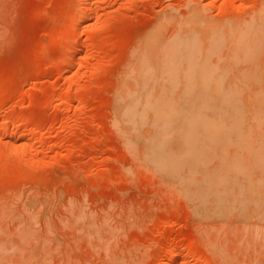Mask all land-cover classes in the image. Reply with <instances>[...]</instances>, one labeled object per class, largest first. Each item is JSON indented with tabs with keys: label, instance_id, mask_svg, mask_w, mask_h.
<instances>
[{
	"label": "rangeland",
	"instance_id": "obj_1",
	"mask_svg": "<svg viewBox=\"0 0 264 264\" xmlns=\"http://www.w3.org/2000/svg\"><path fill=\"white\" fill-rule=\"evenodd\" d=\"M262 2L0 0V264H264V125L168 117L226 72L264 90ZM193 12L249 26L231 70L221 45L194 80L137 74Z\"/></svg>",
	"mask_w": 264,
	"mask_h": 264
},
{
	"label": "bare ground",
	"instance_id": "obj_2",
	"mask_svg": "<svg viewBox=\"0 0 264 264\" xmlns=\"http://www.w3.org/2000/svg\"><path fill=\"white\" fill-rule=\"evenodd\" d=\"M81 1L82 3L80 5L83 8L86 0ZM262 4L259 8H262V12L259 9L258 11L264 17V2ZM81 7L79 6V8ZM82 8L80 10L83 11L85 7L84 9ZM259 14L256 15L255 13L257 19L258 17L261 18V16H258ZM82 15L84 16V14ZM255 17L253 19L257 20ZM236 21L223 20L217 22L204 18L197 12H193L192 20L189 22L185 20L182 23V29L171 37L168 42L156 43L155 47H159L157 51L149 52L148 48L153 46L154 42L152 43L150 38L145 41L148 51L142 45V48L144 47L145 50L143 49V52L137 51L139 53L135 57L137 58V74L141 71L148 70L151 75L157 76L161 72L172 69V75L174 77L179 79V77L189 76L190 80H194V76L197 74L198 67L201 65L205 54L211 50L216 51L221 45H225L227 51L218 66L227 67V71H230L235 54V40L243 35L244 31L248 30L247 27H249L243 20L241 22L243 24ZM174 63H176V66L173 68ZM230 72L224 73L223 79L220 81L224 85V88L219 91H211L209 98L202 96L199 98V92L194 90L181 94L183 99L180 105L168 115L172 122H177V128H175L176 133L183 134L202 129L204 131L203 136L205 137L207 136L206 134H209L207 136L209 138L215 133L217 128L221 129L229 121L237 125H264V90H261L258 94L247 92L243 88L245 81L244 74L234 73L235 75H233V72L229 74ZM130 104L131 98L129 97L126 101L124 100L122 106H130ZM132 119H136V116H133ZM10 144L7 145L9 147L14 146L12 143ZM15 148L17 147L13 149ZM179 254L181 255L180 251ZM176 255L177 253L171 254L169 264L176 262L178 258H174Z\"/></svg>",
	"mask_w": 264,
	"mask_h": 264
}]
</instances>
